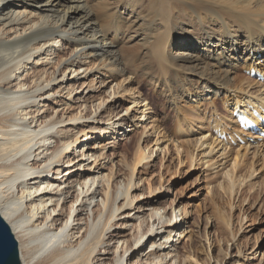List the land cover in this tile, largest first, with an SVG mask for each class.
I'll return each mask as SVG.
<instances>
[{
  "label": "bare ground",
  "instance_id": "1",
  "mask_svg": "<svg viewBox=\"0 0 264 264\" xmlns=\"http://www.w3.org/2000/svg\"><path fill=\"white\" fill-rule=\"evenodd\" d=\"M263 52L264 0H0V218L16 244L6 264H181L182 212L174 205L163 222L155 191L147 201L143 188L133 194L137 169L157 154L136 141L124 162L128 172L117 180L112 170L102 175L107 152L121 130L138 127L130 105L148 112L154 146L171 141L164 119L141 99V82L152 86L160 107L185 119L174 123L180 128L201 101L241 87L246 76L230 74L260 64ZM54 59L61 79L46 69ZM93 68L94 77L121 79L118 89L130 97L124 111L116 103L103 108L101 97L90 103L93 115L85 100L75 112L74 75L82 70L86 79ZM55 94L66 98L65 119L43 110ZM90 158L95 163L85 165ZM131 222L137 234L128 245L111 229Z\"/></svg>",
  "mask_w": 264,
  "mask_h": 264
},
{
  "label": "rangeland",
  "instance_id": "2",
  "mask_svg": "<svg viewBox=\"0 0 264 264\" xmlns=\"http://www.w3.org/2000/svg\"><path fill=\"white\" fill-rule=\"evenodd\" d=\"M69 53L67 48L60 50L62 62L69 59ZM56 59L52 60V64L46 69L49 68L50 72L56 70L59 75L58 70L62 66H56ZM262 61L264 58L261 59ZM41 62H38V69L42 67H39ZM86 62L91 67L88 60ZM254 63H257L256 60ZM30 67L31 65L27 67V72H30L28 76L25 72L23 75L27 77L31 75ZM247 67H237L230 74L231 77H244L242 72L240 73V69H248ZM94 68L86 79L81 74L82 70L75 73L74 76H77L78 83L77 90L71 96L72 107L77 109L85 100L87 111L93 115L95 108H92L90 103L99 104L102 97L103 108L107 106L108 110L112 109L110 106L116 103L120 107L118 110L124 111L130 97L122 94L123 92L118 89L121 79L110 78L109 74L105 77L103 75L94 77L93 74L97 73ZM61 78L59 75L58 79ZM244 79L251 83L250 86H247L244 81L241 87L235 89L236 92L235 90L229 91V93H233L231 95L228 93L230 97L224 98L222 94H219V96L201 101L197 105L199 109L195 107L196 109L194 108L187 115V125H184L185 122H183L184 124H181L180 128L175 127L176 121L181 123L180 120L184 118L175 117L169 107H160L162 102L160 99L161 103L156 100L152 86L141 82L138 85L141 90L137 89L141 99H147V102H150L148 111L151 116L157 114L164 119L165 122L162 124H164L165 132L167 131L166 135H168V130L172 132L170 139L172 142L169 141L165 145L164 141H161L159 149L154 146L157 135L152 133L150 120H146L148 112L141 115V110H138V107L130 105L128 107L133 109V115L136 116L132 121L138 120L135 122L138 127L129 129L125 133L124 130H121L122 134H120L116 148L107 152L109 162L105 163L102 175H106L112 170L113 174L118 177L117 180L124 178L128 172L124 162H128L132 158L135 149L133 146L136 141L140 142L142 148L147 146L157 154L156 158L153 155V162L149 163L145 169H137L138 174L135 173L134 179H139L140 189L133 194H144L143 196L146 198L141 201H147L152 196L150 193L155 191L152 194L157 199V206L166 215L163 222L168 219V216H172L171 208L174 205H177L176 212L180 210L177 215L182 212L183 216L177 217V220L179 219V223L185 222L184 234L182 233L181 238L176 242L181 255V264H264V144L225 146L209 135L206 126L207 121L211 122L213 118L223 116L225 117L224 121L231 122L228 117L231 111L224 112L226 110L223 106L224 100L237 97L236 101L239 102L247 99L251 103L258 102L264 105V85L257 84L248 77H244ZM100 81L103 84H100ZM83 82L85 83L82 86ZM239 89L240 91H238ZM118 92L122 95L111 98L113 93ZM63 94L51 96L52 99L45 102L43 110H48L49 114L54 117L55 115L63 116L64 119L68 117L66 109L69 106L65 104L66 98ZM79 97L85 98L79 100ZM134 97H137V94ZM43 103L44 101H41V104ZM75 112H79V109ZM215 112L216 114L209 119L208 114ZM157 118L159 119V117ZM67 124L71 123L61 124L59 127H65ZM140 125L142 126L140 127ZM144 125L145 129H143ZM82 137L83 135L79 134L77 139ZM177 145L180 147L177 148ZM152 146L154 147L152 148ZM236 151L239 152V159L234 166ZM90 162H92L91 165L95 163L93 158H90L84 164ZM47 174H50L51 177L54 176L50 172ZM142 188L143 194L141 193ZM158 188L160 189L158 190ZM146 215L148 216L147 213ZM131 225L132 222L123 224L120 227L112 228L111 232L119 233L122 240L131 245L137 234L136 229ZM121 245L122 242L115 247H119L120 251L126 248L125 245L121 248ZM110 258H113V255Z\"/></svg>",
  "mask_w": 264,
  "mask_h": 264
},
{
  "label": "water",
  "instance_id": "3",
  "mask_svg": "<svg viewBox=\"0 0 264 264\" xmlns=\"http://www.w3.org/2000/svg\"><path fill=\"white\" fill-rule=\"evenodd\" d=\"M16 244L6 224L0 218V264H6L14 256Z\"/></svg>",
  "mask_w": 264,
  "mask_h": 264
}]
</instances>
